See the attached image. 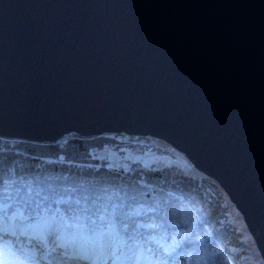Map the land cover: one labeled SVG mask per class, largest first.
Wrapping results in <instances>:
<instances>
[{"label":"water","instance_id":"1","mask_svg":"<svg viewBox=\"0 0 264 264\" xmlns=\"http://www.w3.org/2000/svg\"><path fill=\"white\" fill-rule=\"evenodd\" d=\"M66 134L169 143L264 264V0H0V137Z\"/></svg>","mask_w":264,"mask_h":264},{"label":"trees","instance_id":"2","mask_svg":"<svg viewBox=\"0 0 264 264\" xmlns=\"http://www.w3.org/2000/svg\"><path fill=\"white\" fill-rule=\"evenodd\" d=\"M123 136L131 140L136 137ZM104 141L107 145L117 146L119 135L79 137L66 134L54 142L0 137V201L16 192L23 194L24 185H30L42 196L52 187L69 192L73 200H79L81 205L87 202L89 207L93 203H111L113 206L119 204L127 211L131 205L133 209L147 213V216L133 217L136 223L142 224L144 219L151 222L153 217L160 223L165 214L177 221L183 219L185 213L180 205L183 200L184 204H194L201 209L202 222L197 225L193 237L195 239L199 232L211 251L204 234H212L214 250L219 253L215 264H258L248 251L240 248L244 241L239 236L243 223L236 209L208 176L172 165L143 166L130 162L122 167L109 164L108 159H100L92 152L94 148L102 147ZM5 183L11 185L7 190ZM172 204L175 207L169 206ZM156 205L159 207L153 211ZM18 237L19 232L5 239L13 244L18 242L25 251L34 248L38 254L40 249L34 241L30 243L26 238ZM53 255L59 264V250H53ZM185 260V264H189Z\"/></svg>","mask_w":264,"mask_h":264},{"label":"snow or ice","instance_id":"3","mask_svg":"<svg viewBox=\"0 0 264 264\" xmlns=\"http://www.w3.org/2000/svg\"><path fill=\"white\" fill-rule=\"evenodd\" d=\"M10 187L4 184L5 190ZM22 192L0 201V239L19 232V237L30 243L34 241L42 250L51 243L54 251L59 250V264H117V261L175 264L181 257L189 264H215L219 257L211 233L204 234L211 251L199 232L194 239L193 233L202 222L201 209L194 204H184L183 200L180 201L181 211L185 213L183 219L177 221L165 214L160 223L153 217L151 222L139 224L133 217L147 216V213L131 205L127 211L111 203H93L89 207L87 202L81 205L79 200H73L69 192L52 187L43 196L30 185H24ZM169 206L175 207L174 204ZM21 254L25 264H40L42 258L51 255L45 253L38 258L34 248L31 251L21 249Z\"/></svg>","mask_w":264,"mask_h":264},{"label":"rangeland","instance_id":"4","mask_svg":"<svg viewBox=\"0 0 264 264\" xmlns=\"http://www.w3.org/2000/svg\"><path fill=\"white\" fill-rule=\"evenodd\" d=\"M123 135L124 134H119V142H117V146L113 144L107 145V143L104 141L102 147L94 148L92 152L100 159H108L109 164L122 167L128 166L130 162H136L143 166L172 165L191 172L194 170L198 171L190 164V162L180 151L160 138L151 136H136L131 140L130 138H124ZM111 146L116 148L115 152L108 151ZM237 215L242 221V217L238 214V211ZM149 222L150 221L148 219H144L142 224ZM239 236L244 238L243 243L240 244V248L248 251L253 261H257L258 264H263L256 249L254 248L249 234L245 229L244 223L243 227H241L239 230ZM22 247L23 245L19 244L18 242L13 244L5 238L0 239V264H25L24 256L21 254ZM40 251L41 254L38 253L36 255L38 258L44 257L45 253H51V255L47 256V258H42L40 260V264H58L55 262V257L53 255V245L51 243L48 244L46 249H41ZM185 262V258L181 257L175 261V264H185ZM117 264H127V261H117Z\"/></svg>","mask_w":264,"mask_h":264},{"label":"built area","instance_id":"5","mask_svg":"<svg viewBox=\"0 0 264 264\" xmlns=\"http://www.w3.org/2000/svg\"><path fill=\"white\" fill-rule=\"evenodd\" d=\"M113 147H114V146H113ZM113 147L111 146V148H109L108 151H109V152H112V151L115 152V151H116V148H113Z\"/></svg>","mask_w":264,"mask_h":264}]
</instances>
